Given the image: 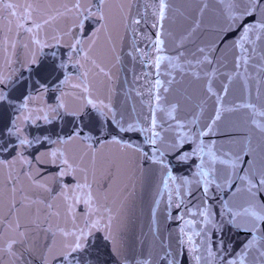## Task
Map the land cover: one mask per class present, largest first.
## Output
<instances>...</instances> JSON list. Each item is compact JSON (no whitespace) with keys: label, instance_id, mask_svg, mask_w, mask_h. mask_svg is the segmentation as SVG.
Here are the masks:
<instances>
[{"label":"snow or ice","instance_id":"obj_1","mask_svg":"<svg viewBox=\"0 0 264 264\" xmlns=\"http://www.w3.org/2000/svg\"><path fill=\"white\" fill-rule=\"evenodd\" d=\"M0 264H264V0H0Z\"/></svg>","mask_w":264,"mask_h":264},{"label":"water","instance_id":"obj_2","mask_svg":"<svg viewBox=\"0 0 264 264\" xmlns=\"http://www.w3.org/2000/svg\"><path fill=\"white\" fill-rule=\"evenodd\" d=\"M13 2L19 3V2H22V0H13Z\"/></svg>","mask_w":264,"mask_h":264}]
</instances>
